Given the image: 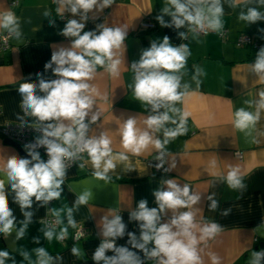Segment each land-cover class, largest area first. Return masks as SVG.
Here are the masks:
<instances>
[{"label":"crops","instance_id":"obj_1","mask_svg":"<svg viewBox=\"0 0 264 264\" xmlns=\"http://www.w3.org/2000/svg\"><path fill=\"white\" fill-rule=\"evenodd\" d=\"M11 1H16V4L11 5ZM221 2L224 7V28L228 31L223 38L211 33L199 34L197 39H193L194 33L188 32L187 26L182 29L161 27L156 16L164 6V0H115L102 12L94 9L88 13L85 31L103 24L125 29L127 36L119 77L113 78L98 68L95 79L90 81L107 99L97 98L92 111H99L100 118L90 124L87 135L99 137L102 133L107 134L112 140L111 147L115 154L124 151L120 143V130L128 118H135L137 127L145 130L143 121L152 113L150 106L135 100L130 87L134 77L130 66L139 60L142 51L150 47L153 40L159 43L164 36H168L174 46L185 43L190 47L191 56L182 70L180 89L183 91V85L189 84V94L175 105L189 113L188 130L186 135L177 137L166 146L163 167L169 170L159 175L153 173L148 163L150 157L158 154V150L151 145L139 156L128 153L129 161L117 163L115 170L109 173L108 181L93 176L89 159L83 167L68 169L59 200L41 207V202H36L33 197L32 208L26 209L33 213L32 220L20 240L16 239L15 234L22 226L24 216L13 201L15 193L6 182L9 207L13 210L16 222L10 236L5 237L0 233V250L10 253L5 264H35L37 257L33 250L39 247L46 248L53 257L51 264H95L91 259L92 254L105 239L103 218L111 220L114 215H121L126 225L124 237L116 240L117 246H125L136 252L143 264H156L154 260L145 259L143 252L133 249L128 243L127 233L135 232L139 237L140 231L138 222L130 220L129 214L136 210L141 199H147L149 208L157 207L153 191L166 188L163 182L167 179L176 180L181 187L188 184L193 193L200 195V201L193 206L199 223L214 221L223 229L206 247L200 246L204 264H211L207 255L209 252L217 254L221 264H250L252 253L264 250V108L259 107V93L264 91V81L252 69L258 51L234 45L237 36L243 32L264 40V32L259 31L264 29V21L248 24L238 19L240 11L247 7H258L264 12V5H259L257 0ZM59 6L58 0H0V16L7 12L14 13L21 32L19 39L15 34L12 36L7 50L0 51V125L22 123L21 118L22 124L34 123L35 118L26 115L21 109V96L17 89L23 82L38 84L40 78H56L51 69L44 70V65L51 59L53 52L71 47L73 38L59 33L68 19H79V16L74 17L68 11H63L61 17L56 11ZM45 11L51 15L45 17ZM164 18L166 21L171 19L168 16ZM144 19H148L154 27L142 28L140 23ZM50 21L54 22V26ZM6 30L0 28V33ZM180 31L187 33L186 40L179 38ZM197 67L205 72V75L198 77L201 81L199 88L193 80ZM37 73H41V76L38 77ZM37 94L44 95L38 89ZM239 108L252 113L259 111V120L247 130L249 135L234 126L235 112ZM90 118L91 113L86 122ZM166 126L175 127L170 123ZM153 135L154 138L163 139L162 132ZM6 140L9 139L0 137V168L12 155L30 159ZM237 152H240V158ZM213 161L215 166L212 165ZM233 169L238 170L245 186L243 189L228 187L227 175ZM4 178V173L0 172V179ZM84 190L92 193L88 204L74 207L77 196ZM213 193L219 204L215 211L210 210L211 201L208 199ZM67 208H73L76 226L83 225L88 231L87 236L74 243L59 242L55 238L46 240L42 229H47L42 220L47 214L55 217L53 209L65 210L60 214L62 223L53 227L57 233L66 226L69 234L74 229L67 225ZM225 209H230L227 216L222 215ZM172 216V210H166L161 222H168ZM34 237L39 238V243L34 242ZM73 246L82 250V259L71 254ZM22 251L29 253V259H24ZM106 255L112 256L114 253L108 251ZM260 264H264V259H261Z\"/></svg>","mask_w":264,"mask_h":264},{"label":"clouds","instance_id":"obj_2","mask_svg":"<svg viewBox=\"0 0 264 264\" xmlns=\"http://www.w3.org/2000/svg\"><path fill=\"white\" fill-rule=\"evenodd\" d=\"M56 11L62 17L63 11H68L79 19H68L59 34L71 40L70 48H60L51 55L45 63L44 70H52L56 77L52 80L39 79V83L23 82L17 89L21 96L20 107L26 115L35 118L33 127L41 131L32 145H25L29 158L16 155L9 156L0 168L5 178L0 179V233L10 236L15 227L16 217L9 207L8 194L5 184L15 193L13 201L23 213L24 221L16 231V239L24 237L31 223L33 213L26 211L33 206V197L41 202V207L50 201L61 198L66 175V161L81 159L86 153L93 167V176L98 180L108 181L109 173L114 171L117 163L129 161L128 153L141 155L150 145L158 150L157 159L160 163L156 167L163 168L166 146L179 136L187 133L189 113L182 111L175 105L189 94V84L183 85L181 91L182 70L186 68L191 56L188 44L181 43L174 46L168 36L157 43L153 40L150 47L142 51L138 61L132 62L130 69L134 73L133 83L130 85L135 100L142 105L150 106L152 114L143 121L145 130L137 127L135 118H128L120 130V143L124 151L113 153L111 138L102 133L99 137H89L90 124L96 123L100 112H93V106L99 99H107L90 81L96 77L98 68H102L109 76L119 77L123 64L124 42L127 31L120 27L97 25L95 29L85 31L88 13L94 9L102 12L110 7L115 0H58ZM251 2V0H249ZM264 5V0H257ZM235 6V5H233ZM45 17L51 15L44 12ZM224 7L221 0H164V6L156 16L161 27L182 29L187 26L188 32L194 33L197 39L200 33L207 35L209 31L222 35L224 22ZM170 17V21L165 20ZM240 21L255 24L264 21V12L258 7H247L238 15ZM53 24L54 22L50 21ZM0 28L8 29L19 39L21 32L17 17L12 12L0 16ZM259 31L264 32V29ZM181 40L188 38L184 31L178 32ZM55 65V67H53ZM252 69L264 81V48L256 54ZM38 77L41 73L36 74ZM205 75L202 68L197 67L193 80L199 88L201 81L198 77ZM39 92L44 95H38ZM259 107L264 108V91L259 93ZM250 103V102H247ZM164 111H160V109ZM91 118L86 122V118ZM178 117V122H177ZM259 120V111L252 113L244 108L235 112L234 126L246 135L248 129L253 128ZM21 122L23 120L21 118ZM67 122V123H66ZM174 128L167 127L168 124ZM163 133V139L154 138V133ZM44 147L47 159H42L36 149ZM215 166V161L212 162ZM83 167V165H80ZM175 165L173 164L172 167ZM169 169H164L167 172ZM166 188L153 191L157 207H148L147 199H141L136 210L129 214L130 220L139 224V237L135 232H128V243L133 249L143 252L145 259L154 260L156 264H204L201 245L207 246L210 240L223 230L221 225L208 221L199 223L197 212L193 210L201 197L193 193L190 185L182 187L174 179L163 182ZM227 185L230 189H243L238 170L233 169L227 175ZM92 193L84 190L75 200L74 207L87 205ZM215 193L208 196L211 201L210 210L215 211L219 204L214 199ZM187 209L186 211H178ZM166 210H172L173 216L168 222H161ZM64 209H53L56 223H62L60 214ZM230 209H225L222 215L227 216ZM67 225L75 228L73 208L66 209ZM46 240L54 238L63 242L68 238L69 228L62 227L57 233L55 229L43 230ZM126 225L121 215H114L111 220L103 218V239L92 254L95 264H143V260L136 252L128 247L117 246V238L125 235ZM39 243V238H33ZM152 247L149 248L148 245ZM37 257L35 264H51L53 257L44 247L33 250ZM114 255L108 256L106 252ZM71 254L82 259V250L73 246ZM24 259H29V253L22 251ZM211 264H221V258L214 252H209ZM10 258V253L0 250V264ZM61 259V257H57ZM264 259V250L254 251L250 264H260ZM15 264V262H13Z\"/></svg>","mask_w":264,"mask_h":264},{"label":"built area","instance_id":"obj_3","mask_svg":"<svg viewBox=\"0 0 264 264\" xmlns=\"http://www.w3.org/2000/svg\"><path fill=\"white\" fill-rule=\"evenodd\" d=\"M10 4H16V1H11ZM140 26L142 28L152 29L154 27V24L151 23L148 19H144L141 21ZM227 32V29L223 28L222 35L211 31H209L207 34L214 33L217 34L218 37L223 38L227 34ZM200 34L203 35V33ZM13 35L14 33L9 32V30L0 33V51L7 50L10 47V40ZM234 45L237 48H250L251 50L257 52L261 48H264V40L254 37L249 33L243 32L237 36L234 41ZM40 135H42L41 131L28 124L10 122L0 125V137L9 139L19 144L25 151L26 149L24 146L34 144L36 142V138ZM36 150L40 152L42 159H47L46 149L44 147H38ZM236 155L238 158L241 157L240 152H237ZM81 156V159L75 161H66L67 170L74 167H81L80 165L84 166L87 159L89 158L86 153L81 154ZM157 156L158 154H155L150 157L148 159V163L152 167L153 173L159 175L164 172V167L159 169L156 167V165L160 163V160L157 159ZM51 202L52 201H50L47 206H49ZM42 221L46 229L57 226L56 217L52 215L47 214ZM87 234V229L83 225L79 224L71 231L68 238L63 242L74 243L86 237Z\"/></svg>","mask_w":264,"mask_h":264},{"label":"water","instance_id":"obj_4","mask_svg":"<svg viewBox=\"0 0 264 264\" xmlns=\"http://www.w3.org/2000/svg\"><path fill=\"white\" fill-rule=\"evenodd\" d=\"M9 144H12L14 145L20 152L22 155L24 156H28V154L26 153V151L17 143L13 142V141H10V140H6Z\"/></svg>","mask_w":264,"mask_h":264}]
</instances>
